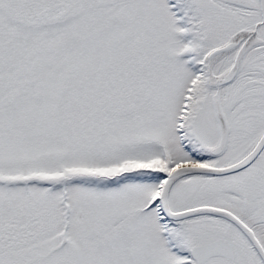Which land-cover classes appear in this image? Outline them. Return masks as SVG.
<instances>
[{
  "label": "snow or ice",
  "instance_id": "6c2138e0",
  "mask_svg": "<svg viewBox=\"0 0 264 264\" xmlns=\"http://www.w3.org/2000/svg\"><path fill=\"white\" fill-rule=\"evenodd\" d=\"M0 264H264V0H0Z\"/></svg>",
  "mask_w": 264,
  "mask_h": 264
}]
</instances>
